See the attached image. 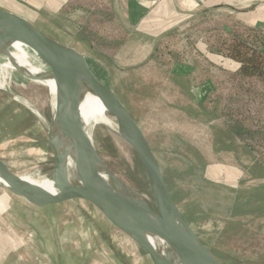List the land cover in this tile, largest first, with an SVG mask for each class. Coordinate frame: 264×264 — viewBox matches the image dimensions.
<instances>
[{
    "label": "rangeland",
    "instance_id": "1",
    "mask_svg": "<svg viewBox=\"0 0 264 264\" xmlns=\"http://www.w3.org/2000/svg\"><path fill=\"white\" fill-rule=\"evenodd\" d=\"M63 1L0 0V8L19 14L47 37L89 58L93 72L114 91L142 130L183 218L220 264H264V141L251 143L256 151L251 154L228 132L222 118L230 101L225 85L230 80L238 91L239 82L232 77L237 69L207 58V53L214 52L208 48L209 41L228 39L232 30L241 33L240 26L223 13H201L184 18V25L178 23L177 30L156 45L142 46L135 44V38L118 39L108 24L96 20L97 14L89 18L67 12L61 17L57 9ZM70 1L75 5L95 2ZM147 56L151 59L144 62ZM182 79L196 86L191 96L179 95ZM0 82L4 84L0 160L27 178L51 176L55 162L51 143L57 138L49 130L53 117L49 91L10 71ZM255 85L259 92L264 89V84ZM21 101L33 106L45 122ZM186 103H192L193 109ZM252 104L256 112L259 107ZM100 111L107 114L102 107ZM258 113L264 118L263 107ZM117 133V128L112 131L95 124L90 135L108 172L154 208L141 164ZM50 184L63 188L53 181ZM0 190L11 199V206L15 196L1 186ZM238 199L243 207L235 211ZM13 207L18 210L16 217L8 215L0 224L9 228L10 262L19 253L29 264L35 259L40 264H152L130 236L87 202L75 200L55 211L47 209L48 218L43 210L25 208L24 212L26 206L19 203ZM34 213L43 215V222H31L39 219ZM12 220L25 226L23 238L11 232Z\"/></svg>",
    "mask_w": 264,
    "mask_h": 264
},
{
    "label": "water",
    "instance_id": "2",
    "mask_svg": "<svg viewBox=\"0 0 264 264\" xmlns=\"http://www.w3.org/2000/svg\"><path fill=\"white\" fill-rule=\"evenodd\" d=\"M18 41L40 54L56 56L95 93L107 115L114 120L118 136L136 154L145 173L154 208L149 207L108 172L93 141L85 132L80 112L74 108L73 113L68 114V122L74 128L62 125L59 130L61 135L57 137V142L51 143L55 151V162L53 174L47 178L66 187L76 195V198L73 200L45 198L29 187L21 175L12 171L5 162L0 160V178L7 184L4 188L11 195L41 210L55 211L66 202L75 200L87 202L104 214L103 216L114 227L128 236H130L129 233L137 232L152 234L164 239L171 248L170 264H220L183 218L169 193L160 165L142 130L114 91L93 72L89 58L74 48L47 37L25 18L0 8V45L4 47ZM69 98L66 91L55 87V103L58 101L66 103ZM58 117L61 115H59L56 104V120ZM62 119L67 118L62 116ZM79 147H85L87 150L84 158L79 153ZM64 149H67L68 157L71 155L74 158L75 173L80 183L78 187L68 184L65 180L67 173L60 156ZM96 166H100L103 170V177L109 186L103 183L101 189L92 190L87 188L83 180L85 176L92 174ZM131 238L143 249L152 264H159L157 257L149 248L137 242L133 237Z\"/></svg>",
    "mask_w": 264,
    "mask_h": 264
},
{
    "label": "trees",
    "instance_id": "3",
    "mask_svg": "<svg viewBox=\"0 0 264 264\" xmlns=\"http://www.w3.org/2000/svg\"><path fill=\"white\" fill-rule=\"evenodd\" d=\"M71 2L72 1L67 2L58 10L61 17L67 12V14L70 15H73V12L81 14V16L87 15L89 18L91 15L97 14L98 18H96V20H102V22L108 24L106 27L110 26L112 33L120 36L118 39L121 37L122 39L135 38V44L142 46L156 45L167 33L169 34V32L177 30L178 23L179 26L184 25V18H192L194 16L185 15L181 17V19L178 18L177 22L171 26L170 29L167 27L166 29L156 27L146 29V27H131L127 24L123 18L121 7L118 8V13H112L111 8L101 6L99 0H95L96 3L88 2L79 5H75ZM83 6H86V9L82 8ZM80 10L81 13L79 12ZM240 29L242 30L241 33L233 30L230 31L228 39H217L216 42L209 41L208 48L224 59L235 62L238 66L236 73L232 76L239 82L238 91H236L235 86L230 85V80L226 83L225 89L229 90L227 100L230 101L229 104L225 105V114H223L222 118L224 119V126L228 132L234 136L236 141L240 142L244 150L253 154L256 153V151L251 143H262L264 141V118H261L258 113L259 111L262 112V107L264 111V89L260 92L255 89V83L264 84V33L242 27H240ZM103 37L107 36L103 35ZM86 44H88V42ZM120 44L124 43L121 42ZM147 59L149 60L151 57L149 58L147 56L144 62ZM190 82L192 83V81L189 80H179V95L184 93L191 96L196 86L194 83L191 85ZM180 83H183V85ZM251 97H255V100L251 101ZM252 103H256L259 107L256 109V112L253 111ZM186 105L188 109H193L192 103H186ZM256 157L259 158L260 156ZM255 163L257 166L262 165L257 163V161H255ZM30 178L32 181L37 177L32 176ZM254 197L256 199L258 196ZM260 198L261 197H259V199ZM250 199L253 200V197L249 198L247 202H249ZM239 200L240 199L235 201L233 205V210L235 211L241 210V207H243L239 203ZM49 261L51 262V260Z\"/></svg>",
    "mask_w": 264,
    "mask_h": 264
},
{
    "label": "bare ground",
    "instance_id": "4",
    "mask_svg": "<svg viewBox=\"0 0 264 264\" xmlns=\"http://www.w3.org/2000/svg\"><path fill=\"white\" fill-rule=\"evenodd\" d=\"M1 54L5 56H2ZM9 71L12 74L18 75L20 79L43 86L49 91L51 96V111L53 115L52 124L49 130L52 136H56L57 138V136L61 135L59 134V130L62 125L74 128V126L70 125V122H68V114H72L74 110L80 112L83 127L90 138V134H92L95 124H100L112 131L117 128L111 121L112 119L110 120L108 117L109 115L100 111V108L102 107L104 109V106L95 93L87 85L81 82L78 76L73 71L69 70V68H67V66L56 56L40 54L19 41L4 47L0 45V81L4 78L6 72L9 73ZM2 84L3 83L0 82V90H4V84ZM55 87L62 88L69 94L70 98L68 102L63 103L58 101L55 103ZM14 99L18 101V98ZM21 103L30 109L36 117L45 122V119L33 106L25 101H21ZM56 104L59 115H61V117H58V120L55 118ZM62 116H65L67 119L63 120ZM67 130L69 129L67 128ZM66 151L67 149H64L60 154L63 161V168L67 173L65 180L68 184L78 187L80 183L75 173L74 158L71 155L68 157ZM79 153L81 154V157L84 158L87 155L86 148L79 147ZM24 176L26 175H22L21 177ZM50 181L52 180L41 176L37 182L29 184V187L36 191L40 188V185ZM83 181L87 188L92 190H99L103 187V183H107L103 177V170L100 166H96L92 171V174L85 176ZM0 186L3 188L7 187L6 182L1 178ZM63 188L62 191L66 193L67 197L76 198V195L67 190L66 187L63 186ZM129 234L137 242H140L149 248L157 257L159 264H170L169 254L171 248L164 239L146 233L135 232Z\"/></svg>",
    "mask_w": 264,
    "mask_h": 264
},
{
    "label": "crops",
    "instance_id": "5",
    "mask_svg": "<svg viewBox=\"0 0 264 264\" xmlns=\"http://www.w3.org/2000/svg\"><path fill=\"white\" fill-rule=\"evenodd\" d=\"M69 1L70 0H64L63 3L60 4V7L64 6ZM99 4H101V6L111 8L112 13H118V8L121 7V11L124 16L123 18L131 27H146V29L150 27L165 28L167 25L173 26L177 22L178 18L181 19V17L185 15L223 13L226 16H229L234 24H237L242 28L253 29L264 33V0H99ZM59 9H57V11ZM207 58L213 62L217 60V62L220 64L222 63V65L228 64L231 69L234 67L235 69L238 68L237 64L233 61L224 59L222 56L217 54L207 53ZM22 178L29 185L37 182L40 176L32 181L30 177ZM60 190L61 189L59 188L56 189L53 184H50V182H46L40 185V188H38L36 192L45 198L73 200L72 198L67 197L65 192ZM2 194L3 192L0 190V224L2 223V219L7 218L8 215L11 216L10 218L16 217L18 210L13 207L15 203H19L21 207L26 206L23 207V211L25 208H34L17 197L12 199L14 201H12L10 206L9 202H11V199L9 200L8 195ZM34 209L41 211V209ZM43 211L46 214L45 217H47V211ZM3 213H6V217L2 215ZM33 216L39 219H31V222H43L41 221L44 219L43 215H36L34 213ZM10 223L13 224V226H11V232L21 234V238H23V235L25 234V226L15 222V220L10 221ZM6 227L7 224L5 223L4 228L0 226V264H6L3 261H8L7 253L9 251V228ZM50 231L51 230L48 231V234H50ZM43 236L42 233L39 234L40 238ZM33 237H35L34 234ZM21 254H23V252H21ZM7 264L29 263H25V260L19 257V253H16L15 259L11 260V262L8 261ZM31 264H40L39 259L31 261Z\"/></svg>",
    "mask_w": 264,
    "mask_h": 264
}]
</instances>
